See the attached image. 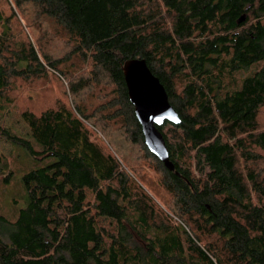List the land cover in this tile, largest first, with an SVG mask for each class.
I'll return each instance as SVG.
<instances>
[{
	"label": "trees",
	"instance_id": "16d2710c",
	"mask_svg": "<svg viewBox=\"0 0 264 264\" xmlns=\"http://www.w3.org/2000/svg\"><path fill=\"white\" fill-rule=\"evenodd\" d=\"M17 1L54 22L69 52L42 56L0 6V110L14 105L15 82L49 72L68 80L67 98L81 95L88 84L70 79L81 63L113 88L90 107L61 99L18 110L29 140L0 129L33 163L19 180L16 219L0 215V264H194L168 226L174 219L87 123L106 137L111 129L125 151L138 148L172 215L211 241L218 257L193 245L208 264H264V0ZM134 59L147 62L180 116L159 128L174 171L145 143L123 72Z\"/></svg>",
	"mask_w": 264,
	"mask_h": 264
},
{
	"label": "rangeland",
	"instance_id": "374dc122",
	"mask_svg": "<svg viewBox=\"0 0 264 264\" xmlns=\"http://www.w3.org/2000/svg\"><path fill=\"white\" fill-rule=\"evenodd\" d=\"M10 2L15 11V16H13L9 4L4 0H0V6L6 12L5 20L10 19L9 25L13 28L17 36L24 31V36L23 33L22 36L35 42L42 56L45 53H52V56L58 59L68 54L69 48L66 44L68 38L55 26L54 22L50 20L46 21L45 19L42 20L43 18L40 16L38 20L35 16L38 14V11L31 6L26 10L25 5H19L17 0H10ZM37 22L38 24L42 22L40 27L36 24ZM49 73L51 74V72ZM73 73L74 76L73 78L70 77L71 80L75 82L83 80L88 86L83 90L81 95H70V99L65 96V88L69 84L66 81L68 80L65 79L63 81V79L59 82L56 77L52 76L53 74H49L50 76L48 75V78L46 77L40 80L15 82L16 88L13 90L15 102L11 108L5 109V111L0 110V129L6 131L11 136H18L29 140L32 135L31 131L18 110L22 108H30L33 110L34 108V110L42 111L47 107L55 105L61 99L70 103V107L76 106L77 103H82L83 105L84 103L82 101L87 102V106L90 107L93 104L97 105L98 100L96 98L103 96L106 100V94L111 93L110 91L113 86L108 84V81L104 78L97 79V75L89 63L78 64L77 67L73 68ZM249 73L251 72L242 73L237 75V77L240 79L248 76ZM86 125L95 133L93 134L94 136L102 137L104 144L119 159L124 169L136 180L140 187L152 197L158 205V208L162 209L174 219V222H168V226H170L171 231L178 235L180 234L184 247L183 259H186L187 262H194V264H208V261L202 256L199 249L197 250L193 245L207 250L210 257H218L210 246L209 242L211 241L206 239L204 234L198 230L197 226L177 219L172 215L174 213L167 204L165 196H162V193L157 190V187H154L158 176L147 165L148 163L142 158L143 155L138 148L133 147L135 151L130 152V147L128 146L129 148L125 151L123 150L122 143L120 141L118 142L116 140L117 138L111 133V129H107L106 137L102 127L99 131V128L93 124L87 123ZM259 126L262 130L264 129V113L260 118ZM32 164L27 154L21 152L13 144L6 141L5 138L0 137V215L9 221L16 219L18 208L25 203V191L19 180L23 176L22 173L28 171L32 167ZM136 165H139V168ZM10 173L11 180L9 183H5L4 180L8 178ZM184 230L189 235L184 233ZM189 236L193 239L194 243L189 240Z\"/></svg>",
	"mask_w": 264,
	"mask_h": 264
},
{
	"label": "water",
	"instance_id": "95a60500",
	"mask_svg": "<svg viewBox=\"0 0 264 264\" xmlns=\"http://www.w3.org/2000/svg\"><path fill=\"white\" fill-rule=\"evenodd\" d=\"M124 77L136 117L142 127L148 149L169 171H174L166 141L159 128L166 122L180 125L181 119L169 102L160 80L152 73L145 60H129L123 67Z\"/></svg>",
	"mask_w": 264,
	"mask_h": 264
}]
</instances>
